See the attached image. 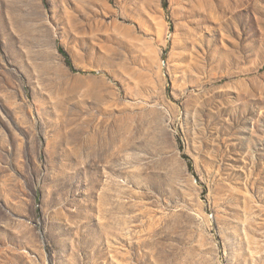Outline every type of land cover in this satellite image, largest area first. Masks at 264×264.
I'll list each match as a JSON object with an SVG mask.
<instances>
[{
  "label": "rangeland",
  "instance_id": "rangeland-1",
  "mask_svg": "<svg viewBox=\"0 0 264 264\" xmlns=\"http://www.w3.org/2000/svg\"><path fill=\"white\" fill-rule=\"evenodd\" d=\"M0 264H264V0H0Z\"/></svg>",
  "mask_w": 264,
  "mask_h": 264
},
{
  "label": "trees",
  "instance_id": "trees-1",
  "mask_svg": "<svg viewBox=\"0 0 264 264\" xmlns=\"http://www.w3.org/2000/svg\"><path fill=\"white\" fill-rule=\"evenodd\" d=\"M58 50H59V53H61V54L63 55V57H64V59H65V63H66V65H67L72 71H74V67H73L72 62H71L69 56L67 55V53H65V51H64L61 47H59Z\"/></svg>",
  "mask_w": 264,
  "mask_h": 264
},
{
  "label": "crops",
  "instance_id": "crops-1",
  "mask_svg": "<svg viewBox=\"0 0 264 264\" xmlns=\"http://www.w3.org/2000/svg\"><path fill=\"white\" fill-rule=\"evenodd\" d=\"M65 53H67L66 51H65ZM68 55V54H67Z\"/></svg>",
  "mask_w": 264,
  "mask_h": 264
}]
</instances>
